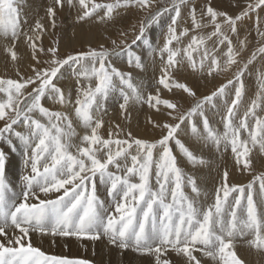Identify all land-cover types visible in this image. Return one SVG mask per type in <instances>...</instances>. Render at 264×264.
<instances>
[{
  "label": "snow or ice",
  "instance_id": "obj_1",
  "mask_svg": "<svg viewBox=\"0 0 264 264\" xmlns=\"http://www.w3.org/2000/svg\"><path fill=\"white\" fill-rule=\"evenodd\" d=\"M23 2L0 0V39L13 62L21 58L22 43L30 49L33 63L48 66L34 67L31 75L17 79H0V93L6 95L0 102V264H93L86 258L49 255L41 247L33 246V235L48 237L51 243L57 239L103 243L106 239L121 255L132 250L143 255L147 264H202L204 258L212 264H245L235 251L234 241L249 235L254 238L248 244L264 248V171L255 170L252 155L257 146L264 153V117L257 116L255 100L239 115L246 94L245 73L257 53L264 55L261 33L262 46L243 60L250 33L241 38L240 29L245 17L264 8V0H255L234 14L218 11L211 0H203L199 5L197 0H174L171 8L161 7L159 0H93L91 6L88 0H78L83 9L78 21L95 17L102 24L115 23L117 9L146 15L138 21V34L131 44L117 50L119 46L109 36L106 39L113 44L111 49L104 44L89 45L86 50L68 53L64 58H57L58 40L48 48L43 46L42 18L28 25L22 15ZM65 4L70 10L74 7L73 0H53V6L46 9L53 29L57 8L63 10ZM229 6L241 7L235 0H229ZM182 7L187 8L190 24L178 28ZM168 12L174 14L167 24L164 43L159 46L158 42L154 44L149 30ZM204 27H211L212 31L206 35L191 34ZM117 32L126 35L120 29ZM183 37L189 38L186 47L174 46V42L180 45ZM207 41H212V48ZM136 45L147 47L151 53L158 52L161 60L166 55L155 84L145 85L143 80L134 83V71H147L146 62L135 51ZM221 45L227 48L223 69L216 55ZM198 51L199 62L193 58ZM40 55L52 59L43 61ZM119 57H126L127 69L113 63ZM233 67L237 69L234 78L201 98H197L189 83L173 78L174 72L188 71L195 76L207 68L211 76L219 74L217 69ZM65 71L77 78L74 116L85 129L80 144L73 143L77 132L72 116L66 111L51 110L42 102L47 99L53 104H73L72 90L58 86ZM81 77L86 79L85 84H81ZM161 85L173 96L186 94L195 100L194 105L181 112L183 105L179 100L161 98ZM147 88H154L155 94ZM115 92L120 94L115 119L129 118L130 102L147 104L155 110L157 119L152 123L162 132L159 139L133 137L130 131L126 139L113 138L123 129L119 123L106 122L104 117L108 114L105 102ZM222 98L224 112L220 119L225 130L220 133L210 125L209 117L212 110L219 112L217 102ZM174 111L178 114L173 115ZM250 117L254 118V127L249 123ZM194 118H199L203 133ZM106 123L108 135L104 138L100 130ZM189 128L210 150L230 149L233 167L239 168V175L247 172L251 176L246 183L230 182L233 173L225 166L218 173L214 202L206 207L198 198L207 193L202 192L196 176L179 166L171 146H178L193 165H207L203 156H197L180 139ZM242 130L247 131L249 139H241ZM17 153L19 159L14 160ZM20 164L23 171L16 191L8 176ZM186 186H190L193 196L185 193ZM100 187L105 189L103 195L99 193ZM171 254L178 260L173 261Z\"/></svg>",
  "mask_w": 264,
  "mask_h": 264
},
{
  "label": "rangeland",
  "instance_id": "obj_2",
  "mask_svg": "<svg viewBox=\"0 0 264 264\" xmlns=\"http://www.w3.org/2000/svg\"><path fill=\"white\" fill-rule=\"evenodd\" d=\"M95 2L96 3H114L115 0H95ZM173 2H174V0H159V3H160V6L161 7H169V8H171ZM201 2H203V0H197V4L198 5ZM211 2H212L213 7L215 9H217L218 11H225L226 10L229 14H234V13H238L243 8H246L248 4L254 3L255 0H235V3H238L241 6L240 8L229 6V0H211ZM48 5H49V7L50 6H53V0H51V2ZM41 9H42V7H41ZM117 10H115L114 13ZM43 11H46V9H43ZM153 11H155V9H153ZM117 13H119V14L120 13L121 14H126L127 13V10L119 9L117 11ZM144 15H146V14L139 11L138 14H137L138 17L135 16L134 19L128 25H125V26H122V27H119L118 28V29L122 30L124 33H126V35L120 36L118 34L117 30H116V31H113V32H115V34L112 35V33H108L105 36V38L110 36L113 40H115L116 41V44L119 46L117 50H119V48L125 47V44H131L132 40L135 38V35L138 34V32L136 30L138 28V26H139L138 25V21L140 19H142L144 17ZM38 16L39 15H37L36 19L33 18L32 21L28 22V25H34L35 20L41 19V17L40 16L38 17ZM44 16L45 15H43V17ZM43 17H42V23L43 24H46V21H43ZM126 17H128V16H126ZM186 17H187V8L186 7H182V9H181V19H180L181 21H180V24H179L178 28H182V27L190 24V20H188ZM57 19L60 20L61 23H60L59 29H58L57 33L55 34V36L53 38L51 37L52 40L47 39V36H45L46 35L45 33L43 34V37H42V43H43V46L45 48H48V47L52 46L54 41H57V40L59 41V53H58V57L57 58H64L66 56V54H68V53H75V52H78V51H81V50H86L89 47V45H91L92 47H96V46H98L100 44V42H98L97 44L96 43H93V44L91 43V44H87V45H84V46H80V47L71 49L70 51L64 53L60 49V44H61L60 41H61V35H62V31H63L62 28H63V26L65 24V14H64V12L61 11L60 8H57ZM74 19L77 22H79L76 17H74ZM162 20H164V17L161 19V21ZM160 22L158 24L152 26L153 30L151 29L150 31L151 32L154 31L156 29V27L160 24ZM205 23H207V21H205ZM107 25H109V28H110L111 25H113V23H107ZM27 28H28V26H25V31H27ZM211 31H212V28L211 27H204V28L200 29L199 31H195V30L192 31L191 34L206 35L207 33L211 32ZM240 31H241V38H243V36H244L245 33H250V35L248 36L247 49L242 53L243 60L246 61V60H248L251 57L252 53L258 47L262 46V41H261L260 34L261 33H264V8H261L259 10H256V11L252 12L248 17H245L244 20H243V27L240 29ZM121 41H124V43H121ZM1 42L4 45L5 42L2 39H0V44H2ZM188 42H189V40H187L185 43H181L180 45H176V43L174 42V46H178V47H181V49H183V48L186 47V45H187ZM40 43H41V41L38 40L37 41V45H39ZM206 43H207V46L209 48H212L213 47L212 41H207ZM102 44H104V46L106 48H109V49L113 48V44L108 39H106L105 42L102 43ZM236 44H237L236 39H235V37H233V45H234V47L236 46ZM27 50L29 51L30 49H28V48L26 49V47L24 46V44L21 43L20 44V48H19V54H20L21 58L18 59V61L13 62L11 60V58H10V55L6 52V50H5L4 46H3L2 50L0 51V52H2V53H0V64H1L0 65V79H17L18 77H23L26 74L31 75L32 74V72H31L32 67L33 68L34 67L44 68V67H47L48 66L46 63H44V64H35L34 63V65H32L33 64V62H31L32 60L27 57ZM226 52H227V48H226L225 45H221V46H219L216 49V55H217V57L220 60V69H223L224 68V64H225V61H226ZM182 55H183V52H182ZM193 58L194 59H197V62H199L200 52L199 51L198 52H194L193 53ZM39 59H41L43 61H47V60L52 59V57L40 55ZM116 66L119 67V68H121L122 70L127 69L129 67L128 64H126L124 66H121V67L118 66V65H116ZM163 66H164V64H162L160 66L161 69L163 68ZM155 67H157V66H155ZM148 68H149L148 72L147 71L144 72V76L146 78L145 82H146V84H149V83L155 84V81L159 79V76L161 74L160 75L157 74L158 72H156V70L154 69V66L153 65H149ZM220 69H217L216 70L219 74H215L214 73L211 76L207 74V68H205V70H204L203 73H197L198 76L195 75V78H193V79L196 80L197 81V84L199 83L200 85L199 84L197 85L195 81H194V84H192L191 82H189L188 80H186L184 77H182V76H185L188 71H184V72H180V73L179 72H174L173 73V78L180 80V82L190 83V85L192 87H194V89L197 92L196 93L197 98H201L202 96L209 94L211 91L216 90L217 87L220 86L221 84L226 83L227 79L234 78V73L237 71L236 67H233L231 69H226V70H223V71H221ZM142 74H143V72L141 73V75ZM75 80L77 81V78H74L73 79V82H74L73 85H72V83H68L66 81L59 82V84H58V86H60V87H63L65 89L72 90V99H73V101H75V98H76V91H75L76 81ZM80 82H81V84H85L86 83V79L84 77H81L80 78ZM94 82L95 81L93 79V84H94ZM244 82H245V86H246V94L244 96V103H243V105L241 107V111H240L239 115L242 116L243 115V111L246 108L250 107L251 106V103L255 100L257 102V105H258V107L256 108V114H257V116L264 117V99H262V97H264V55H261V54L257 53L256 59L249 65L248 70L245 73ZM197 87L198 88L200 87V88L198 89ZM29 90H31V89H29ZM201 90H202V92H201ZM148 92L149 93H152L150 89H149ZM172 96H168V97H166V99H170L172 101L174 100L173 102H176L177 100H179L180 103L183 105V107L179 109L181 112L186 111L188 108H190L191 106H193L194 103H195V100L192 99V98H190V97H188L186 94H180V95H176V96H173V97ZM229 98H231V97H228V99ZM4 99H6V95L3 94V93H0V102H2ZM162 99H165V98H162ZM223 99L224 98H222V100ZM184 100H186V101H184ZM222 100H221V103H220V101L217 102V109L219 110V112L217 113L216 110H213V112H211V115L210 116L215 117V119L212 121V118L213 117H209V119H210V125H212V127H213L214 130L216 128V131H218L220 133H222V131L224 132V130H225L224 129V122L220 119V115H222L223 112H224V105H222L223 104L222 103L223 102ZM44 101H45V99L42 102H44ZM73 105H74V102H73ZM133 105H134V103L131 104V106H133ZM53 106H54V109H53L54 111H61L60 109H62L61 108L62 106H60V104H55V105L53 104ZM129 107H130V105H129ZM177 114H178L177 112H175V111L173 112V115H177ZM218 115H219V117H218ZM194 119H196L198 126H200V121L197 120V118H194ZM122 120H121V122L124 121L123 124L121 122L117 121L116 119L112 122L114 124L115 123H119L120 124V128L123 129L122 132H119V135L118 136L117 135H114L113 136L114 139L115 138L126 139L127 138V135L126 134L129 131L132 133L133 137L143 138V137L137 136L132 131V128L130 127V121H131L130 118H128V123L125 122L127 120H123V121ZM215 120H216V122H215ZM152 121H155V120L152 119L150 121L151 124H152L151 125V130L152 131L150 133L151 136H152L151 137L152 139L150 137H146V138H143V139H148V140L152 141V140L159 139L161 137L162 133H161L160 129L155 128L153 126ZM218 121H219L220 124L218 123ZM249 123H250V125H252L254 127V118H251L250 117L249 118ZM200 127H201V132L204 131L203 128H202V126H200ZM101 131H103V132H101V135L102 136H105L104 138H107L108 131H106V129H101ZM112 131H113V133H116L117 132V129L113 128ZM187 131L189 132L190 131V128H189V130L186 129L185 133L180 136V139L182 140L183 143H185L186 146H188L190 148V150L194 151V153L196 155L199 154L197 156H201L202 155V156H204V158H206V156L208 154L207 159H210V158L213 159L215 154H217V153L220 154V152H216L215 149H212V150L208 149L209 147L208 146L206 147V144H205V142L203 140H201V142H200V140L197 139L196 136H194V135L191 134V131L189 133ZM188 134H191L192 136L191 135H188ZM185 135H188V136H185ZM189 137L190 138L192 137L191 138L192 140ZM195 137H196V139L201 144H197L196 145V141H195V139H193ZM241 139H249L247 131H245V130H242L241 131ZM80 143H81V140H80L79 144ZM74 144H77V143H74ZM172 145L174 146V144H172ZM84 146H87V145H84ZM173 146H172V148L174 150L173 153L177 156V160H178L179 166L182 169H184V171L186 173H188V174L191 173L190 175L196 176L197 183L198 184L199 183H202V181H203V183L206 186V189L208 191V192L206 191L207 195H206V197H205V195H201V197L198 198L200 200V203L203 206H205V207L208 204L213 203L214 202V187H215V185L219 184V175H218V173H221L223 171V169H224L223 167L227 166L226 163L224 161H222L221 163H218V165L215 164L213 166V168L209 169V171L211 173V178L208 177V179L206 180V177L204 176L203 172H205V169L206 168L208 169V165H193L191 162H188L187 161V158L184 157L182 153H180V150H177V149H179L178 146L175 145L174 146L175 148ZM200 146H202V147L200 148ZM249 146L251 147V145H249ZM205 150H207V151H205ZM254 150H255V148L252 149V155L255 157V159H256L255 161H258L259 160L258 163L255 162V164L258 165V166L255 165V170L257 172L264 171V164H263L264 163V161H263L264 160V153H262L261 156H258L257 153H256L258 151L256 150V152H255ZM179 154H180V156H179ZM154 155H155V153H154ZM178 158L181 159V162H180V160ZM258 158H260V159H258ZM183 165H184V167H183ZM211 165H213V164H211ZM195 166H198V167H195ZM227 167L232 170V168H230V166H227ZM194 173H196V174H194ZM238 174H239V172H238ZM199 177H201V179ZM209 178H210V180H209ZM250 179L251 178H249L248 180H250ZM200 180H202V181H200ZM205 180H206V182H205ZM231 180H232V178L230 177V182H231ZM246 182L247 181H245V183ZM188 187L186 186L184 188L185 193L188 194L189 196H193L194 194L191 192L190 186H188ZM202 197H204L206 200L205 199L202 200L201 199ZM252 238H253V236H252ZM244 243L246 244L244 246H246L247 248H250V249L252 247L253 248H256L253 245H250V244L248 245L247 241L244 242ZM128 251H129V253L131 252V250H126L125 252H128ZM257 252H260V251L257 250ZM134 254L137 257V259L145 258L144 256L138 255L135 252H134ZM197 255H199V254H197ZM171 256H172V254H171ZM173 256H176V255L173 254ZM172 260L173 261H176V259H174V258ZM262 261H264V259H262ZM262 261H261L260 264H264V262H262ZM206 262H208V259H207Z\"/></svg>",
  "mask_w": 264,
  "mask_h": 264
},
{
  "label": "bare ground",
  "instance_id": "obj_3",
  "mask_svg": "<svg viewBox=\"0 0 264 264\" xmlns=\"http://www.w3.org/2000/svg\"><path fill=\"white\" fill-rule=\"evenodd\" d=\"M92 1L93 0H88V3H89L90 6L92 4ZM50 2H51V0H26V1L24 0L23 5H22V15L27 18L28 22L32 21L33 18L36 19L37 15H39L41 18L43 17V15H45L43 17V21H46V24H44L45 25L44 26L45 27L44 33L46 34L45 36H47V39L52 40L51 37L53 38L55 36V34L57 33V31L59 29V26H60V23L61 22H60V20L56 19V27H55V29H53L51 27L50 18L46 16V11H43V9H47L49 7L48 4ZM73 2H74V7L71 10L68 8L67 4H65L63 10H61L65 14V24H64V26L62 28L63 31H62V35H61V41H60V43H61L60 44V49L64 53L70 51L71 49H74V48H77V47H80V46H84V45H87V44H91V43L92 44L93 43H96L97 44L98 42H100V44L104 43L105 40H106L105 36L108 33H112V35L115 34V32H113V31H116L119 27L128 25L134 19V17L137 16V14L139 12V11L138 12L137 11H127L126 14H121L120 13L119 15H117V11L119 10L118 9L114 13V16L116 17V22L113 23V25H111V27L109 28V25L100 23L95 17H93L92 19H89L87 21H79V22H77L74 19V17L77 18L78 17L77 15L81 14L82 11H83V9L81 8V6H79L78 0H73ZM41 7H42V9H41ZM100 14L102 15L103 12L100 11ZM172 15H173V13H171V12L166 13L164 15V20H162L160 22V24L156 27V29L154 31H152V32L150 30L151 29L153 30V28H151L149 30V35L154 36V38H155L154 44L156 42H158L159 46H162L163 45L164 40H165L164 34L167 31V24L170 22V17ZM126 16H128V17H126ZM187 40H189L188 37L182 38V43H185ZM0 48H1L0 49V51H1L2 48H3V43L0 44ZM135 51L139 52V54L141 55L142 59L146 62L147 72L149 70L148 66L149 65H153L154 66V69L156 70V72H158L157 74L158 75L161 74L162 69H161L160 66L165 63V61H166V55H165V59L164 60H161L160 55H159L158 52L151 53L147 47H143L142 48L140 45H136L135 46ZM0 53H2V52H0ZM29 53H30V50L29 51L27 50V57L29 59H31ZM185 61H186V57H185ZM113 63L115 65L120 66V67L121 66H124V65L127 64L126 57L114 58L113 59ZM32 65H34V63ZM155 66H157V67H155ZM141 73L142 72H139L138 70L133 72V76L135 77L134 83L135 82H138L140 80H143L145 82L146 78L144 76V72H143L142 75H141ZM196 76H198V75L196 74ZM182 77H184L186 80H188L192 84H194V81L197 84V81L193 79V78H195V76H193L190 72H187V74L185 76H182ZM74 78H76V77H74V75H72L70 71H65L64 72V75L61 77V79H60L59 82L66 81L68 83H72V85H73V83H74L73 82V79ZM145 85H147L146 82H145ZM149 89L151 90L152 94H155V89L154 88H147V91H149ZM201 92H202V90H201ZM159 94H160L161 98H165V99L168 96H172L167 89H164L163 88L162 85L159 87ZM119 98H120L119 92H115L105 102V107H106L107 113H108L104 117V119L106 120V122L107 121L113 122L115 120L116 114L119 112V108H118ZM221 100H220V103H221ZM184 101H186V100H184ZM44 102L43 103L47 107H49L51 110L54 109L53 103L51 101L45 99ZM131 104H130V107H129L130 111L128 113V116H129V118L131 120L130 121V127L132 128V131L137 136H139V137H143V138L150 137L151 138L152 136H151L150 133L152 131L151 130V125L152 124H151L150 121L152 119H154V120L157 119V117L155 116V110L154 109H151L150 110L147 104L141 105L138 102L137 103H134L133 106H131ZM222 105H224V104H222ZM60 106H62L61 107L62 109H60L61 111H66V112L69 113L70 116H72V118H73V126L76 128V132H77V136L76 137H73V143L79 144V142L81 140V137H82V135L85 132V129L83 128V126L81 124H79L78 120L74 116V105L73 104H65V105H60ZM212 112H213V110H212ZM210 117H213V116H210ZM218 117H219V115H218ZM214 119H215V117L212 118V121ZM197 120H199V119L197 118ZM119 122H121V120ZM123 122H121V123L123 124ZM125 122L128 123V119ZM215 122H216V120H215ZM218 123H219V121H218ZM104 129H106V131H107V129H108L107 123L105 124ZM187 130H189V129H187ZM215 130H216V128H215ZM101 132H103V131H101ZM222 133H223V131H222ZM188 135H191V134H188ZM188 135H185V136H188ZM193 139H195L196 145L197 144H201L200 142H201L202 139H200L199 137H197V139H199L200 142L196 139V137L193 138ZM171 146H173V145H171ZM202 146H200V148ZM177 150H179V149H177ZM256 150L258 152H256ZM205 151H207V150H205ZM254 151L257 153L258 156H261L262 153L259 151L258 146L255 148ZM197 155H199V154H197ZM179 156H180V154H179ZM207 156H208V154H207ZM207 156H206L205 159L208 161V164H207L208 165V169L206 168L205 169V172H203L204 176L206 177V180L208 179V177L211 178V173H210L209 169L213 168V166L215 164L218 165V163H221L222 161H224L227 166H230V168H232V173H233V175L231 176L232 180H235L237 182H245V181H248L249 178H251V176L248 175L247 172L243 176H241V175L238 174L239 168L238 167H233V156H232V154L230 152V149H229L228 152L220 151V154H218V153L215 154L213 159H211V158L210 159H207ZM18 159H19V153H17L16 156L14 157V160H18ZM178 159L181 162V159L180 158H178ZM258 159H260V158H258ZM258 161H255V162L258 163ZM211 164H213V165H211ZM255 165H257V164H255ZM183 167H184V165H183ZM195 167H198V166H195ZM22 171H23V165L20 164L19 167H14L12 173H10L9 176H8L9 181L12 183L13 188L16 191H19V184L21 182H20V180H19L18 177H19V174ZM194 174H196V173H194ZM199 178L201 179V177H199ZM210 178H209V180H210ZM206 180H205V182H206ZM200 181H202V180H200ZM198 185L201 187L202 192H206L207 191L206 186L203 183V181H202V183H199ZM99 193L101 195H103L105 193V189L103 187H100ZM201 199L204 200L205 198L202 197ZM250 239H252V236L251 235L246 236V237H237L236 240L234 241L235 251L237 252V255L240 256V258L245 261V264H260L261 261H262V259H264V248L257 249V248H253L252 247L250 249V248H247L246 246H244V245H246L244 242H246V241H248ZM31 240H32V243H33V246L34 247H41V250L45 251L49 255H66V256H69L70 258H77V257L78 258H86V259L92 260L93 261V264H147V260L145 258L137 259V257L134 254V251L132 252V250H131L132 253L131 252L129 253V251L128 252H125L126 251L125 250L123 252V255H121L118 250H116L114 247H112V246H110V245L107 244L106 239L104 240L103 243L100 242V241H97L95 243L89 242L87 240H79V241H77L75 239L68 240L67 242H65V241H63L61 239H57L55 243H51L50 242V239L48 237L40 238V237H37V236L33 235L31 237ZM65 244H66V246H65ZM257 250H259L260 252H257ZM138 255H141V254H138ZM173 258L176 259V260H178V258L176 256H173V254H172L171 259H173ZM206 261H207V258H204L203 261H202V264H212V262H210L209 260H208V262H206ZM262 262H264V261H262Z\"/></svg>",
  "mask_w": 264,
  "mask_h": 264
}]
</instances>
